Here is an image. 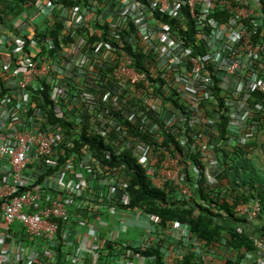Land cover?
Returning <instances> with one entry per match:
<instances>
[{"label": "built area", "instance_id": "obj_1", "mask_svg": "<svg viewBox=\"0 0 264 264\" xmlns=\"http://www.w3.org/2000/svg\"><path fill=\"white\" fill-rule=\"evenodd\" d=\"M116 5L121 12L115 19L110 16L111 21L122 26L129 19L142 31L145 40L151 38V50L162 70L154 78L166 77L177 93L179 104L190 112L187 118L176 109L180 121L178 117L174 119L184 129L194 127L197 134H193L190 153H199L206 165L207 182L215 184L220 172L218 148L222 149L225 143L224 139L212 142L222 121L220 115L228 117L231 136L240 145H247L257 132L252 116L256 110H264L261 100L254 106L250 104L254 93L264 96V0H116ZM52 11L53 6L45 2L32 17L23 14L14 26L20 30L22 24H27L26 28L13 34L3 27L4 40L0 41V264H140L144 260L149 263L152 257L126 248L132 243L122 237L130 227L125 211L136 213L138 219L154 225L155 230L158 216L119 206L125 202L124 194H118L127 187L125 179L117 174L110 177L107 168L101 167L86 148L80 150L81 161L76 166L73 142L86 108L90 114H97L99 133L105 135L117 127L119 119L107 114L106 105L109 100L116 105L120 98L116 87L111 92L105 87L108 76L122 83L123 89L135 88L139 83L149 87L148 78L134 68L124 50L99 40L88 43L91 35L102 37L100 27H89L74 43L64 46L63 52L70 60L49 59V45L42 50L35 36L49 22ZM37 15L39 24L35 22ZM68 17L69 28H83L94 19V13L72 7ZM189 31L194 34L197 46L205 45L206 52L192 51L185 41ZM110 33L117 37L113 31ZM107 60L114 63L111 72H98L95 65L104 68ZM51 71L58 79L90 74L92 79L103 82L89 81L79 87L85 106L78 107V112L77 97L58 81L54 82ZM45 80L50 84L44 88ZM44 89L50 99L48 103L42 96ZM214 90L226 96L222 105ZM90 100L97 111L90 107ZM149 102L152 108L162 109L158 101ZM207 111H214V116ZM60 117L66 125L63 121L61 124ZM180 141L185 143L183 138ZM164 154L155 171L156 157L149 163L146 153H136L153 184L162 188L170 181L176 196L194 197L197 169L192 168L193 181H186L182 154ZM79 168L98 185L108 186V191L92 195L93 188ZM82 197L93 201L87 213ZM262 210L259 200L236 207L246 221L258 217ZM110 217L116 220L114 226ZM15 223L22 228H14ZM172 226L177 229L179 239H193L188 225ZM141 238L132 245L137 247L152 239L150 233ZM253 239L255 249L246 252L238 264H264V235ZM193 240L198 249L203 246L201 241ZM109 244L113 245V252L108 249ZM224 257L227 264L229 256ZM208 261L211 259L207 258Z\"/></svg>", "mask_w": 264, "mask_h": 264}, {"label": "trees", "instance_id": "obj_2", "mask_svg": "<svg viewBox=\"0 0 264 264\" xmlns=\"http://www.w3.org/2000/svg\"><path fill=\"white\" fill-rule=\"evenodd\" d=\"M45 2L53 6L52 16L43 29L37 30L35 40L42 44V50L49 45V59L59 60V62L70 60V56L63 52L64 46L74 43L77 37L89 27H100L103 29L102 37L96 38L91 35L88 43L99 40L124 50L131 57L134 68L145 73L149 81V87L139 83L135 88L123 89L122 83L115 82L110 76L107 77L104 81L105 87L110 92L116 87L120 98L116 105L112 100H109L106 105L107 114L119 119L117 127L111 128L105 135L99 133L95 121L97 114H90L86 108L82 121L77 125L80 131L73 134L74 151L77 153L74 164L78 165L81 161L80 150L86 148L98 160L101 167L107 168L110 177L114 174L121 175L127 182L124 191L120 190L121 192L118 193L119 196L123 194L125 196V202H121L119 206L157 215L159 218L157 227L162 230L163 235L173 223L188 225L193 239L203 243V246L201 245L198 249L199 245L197 246L193 239L188 240L190 246L180 250V257L171 262L165 260L166 253L162 249L165 242L163 236L154 243H142L137 247L129 244L126 248H132L142 256L152 257L153 260L149 264H210L211 261L207 262L205 257V252L210 251L225 252L229 256L226 259L227 264H238L246 252L255 249V244L249 232L244 227H240L246 219L237 213L236 207L244 202L259 200L264 212V168L261 167V172L258 174L252 162L250 155L254 141L247 145H240L238 139L231 136L227 129L228 117L224 114L220 115L222 121L218 134L212 136V142L216 143L219 139H224L225 143L222 149L218 148L221 151V158H219L220 172L216 178L217 182L210 184L204 172L206 165L200 160L199 153L195 151L190 153L193 134H197L194 127L188 126L184 129L174 119L178 117L180 121L176 109H179L187 118L190 117V112L186 111L185 105L179 104L177 93L170 88V82L166 77L159 75L154 78L155 73L162 70L159 69L157 55L151 50V38L145 40L142 31L129 19L121 23L122 26L110 20V16H114L115 19L121 12L117 8L116 0H0V41L4 40L3 27L13 34L25 29L27 24H22L20 30L15 28V21L23 14L32 17ZM72 7L92 11L94 19L83 28H69L68 14ZM161 19L168 20L167 17ZM110 31H113L117 37L111 36ZM185 41L194 53L206 52L203 43L197 46L192 31L187 32ZM28 44L30 45V41ZM25 49L29 50L27 46ZM43 53L44 51L41 54ZM103 65L104 68L96 64L95 69L98 72H111L114 63L107 60ZM54 73L51 71L54 82L58 81V84L66 87L72 96L77 97L78 112V107L85 106L83 97L79 96V87L89 81L93 84L103 82L102 79L98 81L92 79L90 74H83V76L76 74L70 79H58L55 78ZM49 84L48 80H45L44 88ZM42 94L45 103L50 102L45 89ZM214 94L222 105L226 96L220 95V91L215 90ZM88 99L87 97L86 100ZM151 100L158 101L162 109L159 111L152 108L149 102ZM260 100L264 103V96L254 93L253 98L250 99L251 106ZM90 105L94 111H97L92 101ZM206 113L214 116V111ZM53 119L57 118L53 117ZM58 120L61 124L63 122L64 125L67 124L61 117ZM251 120L257 123L255 125L257 131L264 129V110H256ZM69 125L72 124L69 123ZM181 138L185 140V143H181ZM164 152H169L171 155L176 152L182 154L186 165L184 180L192 182L194 171L192 168L194 166L197 169V188H194V197L182 199L176 196L175 186L170 181L166 182L162 188L153 184L146 167L139 162L136 155V153H146L149 163L156 157L154 170L157 171L165 156ZM68 155L69 151L65 156ZM246 169L251 177L239 178L238 172L245 173ZM82 171L86 174L85 180L88 185L90 184L93 188L92 195L98 196L101 191H108V186H100L92 181V176L88 177L84 169L80 171L82 176ZM104 198L106 199V196ZM82 200L86 202L83 209L87 213L93 201L88 200L87 197H82ZM108 249L113 252V245L109 244Z\"/></svg>", "mask_w": 264, "mask_h": 264}, {"label": "crops", "instance_id": "obj_3", "mask_svg": "<svg viewBox=\"0 0 264 264\" xmlns=\"http://www.w3.org/2000/svg\"><path fill=\"white\" fill-rule=\"evenodd\" d=\"M133 210V209H132ZM126 212V217L128 218V222L130 224V227H135V226H140L142 228L141 234L139 236L130 234L128 231L127 234L122 235L123 238H129L130 242H139L141 241V237H145L147 235H151V243H154L156 241H159V238L163 236L165 239L163 250L166 253L165 260L167 262L175 261L178 257H180L179 253L181 252L180 250H183L186 246H190V242L185 239H179L178 238V231L176 228H174L172 225L169 227L168 231H166V234H162V230L158 231L154 229V225H150L147 222L141 221L136 217V213H132L130 211H125ZM140 212V210H138ZM112 218L110 217L109 220ZM112 221V220H111ZM244 226V229L249 232V234L253 238H258L260 236L264 235V212H262L258 217L254 219H249L248 221H245L242 223ZM110 228V227H109ZM105 229H108V224H106ZM184 245V246H183ZM183 246V247H182ZM168 247L169 249H165ZM210 253V254H206ZM226 253L219 251V252H205V257L208 259H211L210 264H224L225 256ZM212 256H214L212 258ZM138 262V261H137ZM140 264H149L147 263L146 260L142 261Z\"/></svg>", "mask_w": 264, "mask_h": 264}, {"label": "rangeland", "instance_id": "obj_4", "mask_svg": "<svg viewBox=\"0 0 264 264\" xmlns=\"http://www.w3.org/2000/svg\"><path fill=\"white\" fill-rule=\"evenodd\" d=\"M35 14H33V15H35ZM35 22L37 24L40 23V16L39 15L36 16ZM252 141H254V145L251 146L252 154L250 156L252 157V162H253L254 166L256 167V170L259 174L261 172L260 171L261 167L264 168V129H260L259 131H257L255 139ZM168 160H169V164L172 165L173 162L170 161L171 159L169 158ZM256 164L259 166H257ZM238 176L241 179H246L247 177H251V175L248 174L247 169H246L245 173L241 172V171L238 172ZM111 220H112L111 223L114 226L116 220L114 218ZM14 228L21 229L22 226L19 223H15ZM128 230H129L130 234L133 235V237H135L134 235L139 236V234H141V232H142V228L140 226L131 227ZM135 264H137V263H135Z\"/></svg>", "mask_w": 264, "mask_h": 264}]
</instances>
